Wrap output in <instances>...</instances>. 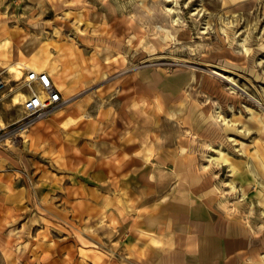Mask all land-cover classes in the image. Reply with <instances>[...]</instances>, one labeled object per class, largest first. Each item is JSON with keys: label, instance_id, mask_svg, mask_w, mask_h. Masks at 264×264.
I'll use <instances>...</instances> for the list:
<instances>
[{"label": "rangeland", "instance_id": "1", "mask_svg": "<svg viewBox=\"0 0 264 264\" xmlns=\"http://www.w3.org/2000/svg\"><path fill=\"white\" fill-rule=\"evenodd\" d=\"M10 64L47 70L65 105L27 116L23 71L16 78ZM3 69L0 264H118L124 253L109 211L92 201L80 211L66 133L48 125L82 97L93 113L114 105L130 130L152 106L154 141L183 145L185 174H198L186 186L213 192L248 240V263L264 264V0H0ZM143 80L152 104L134 87ZM96 145L90 137L85 150Z\"/></svg>", "mask_w": 264, "mask_h": 264}, {"label": "crops", "instance_id": "2", "mask_svg": "<svg viewBox=\"0 0 264 264\" xmlns=\"http://www.w3.org/2000/svg\"><path fill=\"white\" fill-rule=\"evenodd\" d=\"M134 87L142 94L139 100L152 104L149 82L143 80ZM66 107L62 117H49L48 125L66 133L62 163L79 169L76 178L84 194L81 192L79 199L80 211H88L92 201L96 211H109L116 223L113 230L116 232V227L118 234L112 247L117 242L124 253L119 252L114 262L249 264L248 240L238 235L240 225L226 211L217 210L215 194L208 190L201 196L199 190L186 186L189 181L194 185L198 174L194 169L185 174L183 145L177 140L154 141L153 136L161 133L151 128L152 106L147 113L142 110L139 126L131 130L126 114L114 118L112 104L93 113L96 106L82 97ZM83 116L93 119H81ZM103 124L109 129L101 135ZM90 137L96 138L97 148L89 153L85 145ZM75 147L80 148V154ZM121 217L127 218L122 227L125 221L121 222Z\"/></svg>", "mask_w": 264, "mask_h": 264}, {"label": "built area", "instance_id": "3", "mask_svg": "<svg viewBox=\"0 0 264 264\" xmlns=\"http://www.w3.org/2000/svg\"><path fill=\"white\" fill-rule=\"evenodd\" d=\"M23 71L21 82L27 89L22 101L23 109L27 116L32 118H44L52 110L65 105L67 99L57 86L54 78L47 70H36L26 65H19ZM4 71L0 72V89L6 85ZM14 87L10 88V91Z\"/></svg>", "mask_w": 264, "mask_h": 264}, {"label": "bare ground", "instance_id": "4", "mask_svg": "<svg viewBox=\"0 0 264 264\" xmlns=\"http://www.w3.org/2000/svg\"><path fill=\"white\" fill-rule=\"evenodd\" d=\"M18 66H19V65L16 66V65L10 64V65L7 67V71H8V72H14V73L16 72V78H19V77H20L19 74L22 73V70H20V69L18 68ZM20 75H21V74H20ZM14 77H15V76H14ZM16 78H15V79H16ZM20 94H22V93L20 92ZM23 94H24V93H23ZM14 98H15V101H18L17 96H15Z\"/></svg>", "mask_w": 264, "mask_h": 264}]
</instances>
